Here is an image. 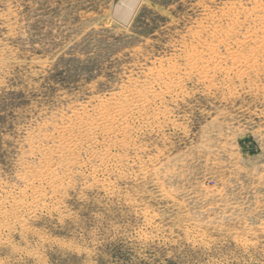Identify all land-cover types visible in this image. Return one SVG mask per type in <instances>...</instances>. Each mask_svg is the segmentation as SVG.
Masks as SVG:
<instances>
[{
	"label": "rangeland",
	"instance_id": "1",
	"mask_svg": "<svg viewBox=\"0 0 264 264\" xmlns=\"http://www.w3.org/2000/svg\"><path fill=\"white\" fill-rule=\"evenodd\" d=\"M0 264H264V0H0Z\"/></svg>",
	"mask_w": 264,
	"mask_h": 264
}]
</instances>
